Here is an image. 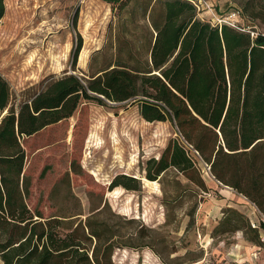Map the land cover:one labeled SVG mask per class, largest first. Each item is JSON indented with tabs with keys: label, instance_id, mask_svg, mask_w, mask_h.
<instances>
[{
	"label": "trees",
	"instance_id": "trees-1",
	"mask_svg": "<svg viewBox=\"0 0 264 264\" xmlns=\"http://www.w3.org/2000/svg\"><path fill=\"white\" fill-rule=\"evenodd\" d=\"M105 1L121 13L131 0ZM242 8L248 20L264 25V0H244ZM137 9L151 33L144 67L118 63L90 77L65 72L25 92L19 103L0 74L2 264H114L116 248L139 247L130 241L141 231L123 235L121 217L107 204L85 218L46 217L28 204L23 137L71 118L82 102H134L146 121H169L219 183L244 195L264 214V30L213 24L200 18L191 0H144ZM5 14L6 0H0V21ZM82 46L80 36L73 66ZM181 138L169 141L159 158L147 162L145 177L157 181L176 170L205 191ZM120 186L141 188L137 178L127 175L117 177L110 189ZM259 227L264 230V223L252 227L242 212L229 207L218 230L253 232L259 242Z\"/></svg>",
	"mask_w": 264,
	"mask_h": 264
},
{
	"label": "rangeland",
	"instance_id": "rangeland-1",
	"mask_svg": "<svg viewBox=\"0 0 264 264\" xmlns=\"http://www.w3.org/2000/svg\"><path fill=\"white\" fill-rule=\"evenodd\" d=\"M141 1L131 0L120 13L105 0H6L0 74L10 83L14 101L65 72L90 77L118 63L144 67L151 33L137 9ZM202 1L210 10L201 7V19L218 24L238 13L234 19L243 28L264 30L261 22L242 15L244 0ZM80 36L83 46L73 66ZM133 103L82 102L71 118L23 137L30 207L46 217L85 218L107 204L121 217L123 235L141 231L130 241L139 247L115 249L114 264H264L262 228L259 242L253 232L218 230L229 207L242 212L252 227L264 223V214L203 172L197 157L192 156L205 191L176 170L148 181L147 162L159 158L178 136L169 121H146ZM121 175L137 178L140 190L110 189ZM128 219L136 222L127 224Z\"/></svg>",
	"mask_w": 264,
	"mask_h": 264
},
{
	"label": "built area",
	"instance_id": "built-area-1",
	"mask_svg": "<svg viewBox=\"0 0 264 264\" xmlns=\"http://www.w3.org/2000/svg\"><path fill=\"white\" fill-rule=\"evenodd\" d=\"M191 1L195 4L199 13H200L201 7L205 8L207 6L208 9L210 10V5L207 1H205V2L202 0H191ZM237 14L238 13H233L229 19L218 20V24H220V25L221 24H228V25L233 26V27H241L239 22L234 19V17H236ZM176 135L181 138V136L178 133H176ZM181 139H182L183 143L185 144V146L191 150L192 155H194L195 158L197 157L200 160V165H202L201 170L205 173L212 174L210 166L200 157L199 153L196 150H194V148L189 143H187L183 138H181Z\"/></svg>",
	"mask_w": 264,
	"mask_h": 264
},
{
	"label": "crops",
	"instance_id": "crops-1",
	"mask_svg": "<svg viewBox=\"0 0 264 264\" xmlns=\"http://www.w3.org/2000/svg\"><path fill=\"white\" fill-rule=\"evenodd\" d=\"M0 264H2L1 260H0Z\"/></svg>",
	"mask_w": 264,
	"mask_h": 264
}]
</instances>
